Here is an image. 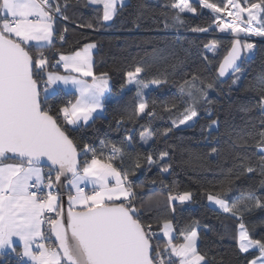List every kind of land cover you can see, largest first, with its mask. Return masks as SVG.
I'll return each mask as SVG.
<instances>
[{
  "label": "trees",
  "instance_id": "1",
  "mask_svg": "<svg viewBox=\"0 0 264 264\" xmlns=\"http://www.w3.org/2000/svg\"><path fill=\"white\" fill-rule=\"evenodd\" d=\"M175 2L127 0L117 6L111 20L103 21L102 5L87 0H55L61 12L53 21L52 45L38 48L29 44V51L33 55L44 52L48 71L59 70L52 65L60 54H71L87 43H95L93 73L97 76L107 73L110 96L104 100L103 114L95 115L85 124L67 126L77 149L83 150L87 144L97 158L105 161L112 155L111 145L121 150L123 168L128 171L136 192L137 207L144 206L142 220L146 225L159 231L164 221L170 220L175 242H180L182 233L195 228L198 250L208 264H248L258 251L245 253L238 249L237 229L244 223L252 239L264 240V207H252L241 219L210 205L208 196L225 199L231 205L242 195L252 193L256 198L252 205L257 201L264 205V175L257 167L259 147L264 146L257 135L264 131V110L260 107L259 92L252 87L254 78L264 75V41H253L250 54L243 47L250 42L239 40L243 53L239 70L243 72L234 85L239 70L221 77L218 68L236 40L194 31L208 28L215 19L211 9L203 8L200 2L203 7L191 2L196 11L180 13L183 23L177 21L178 10L171 7ZM208 2L223 7L227 0ZM239 2L247 6L244 0ZM257 20L255 26H249L264 31V13ZM89 24L92 26L88 27ZM62 33L64 40H60ZM210 42L216 47L207 53ZM138 66L146 70L141 73L144 83L154 79L166 82L147 88L146 92L141 88V95L135 85L122 90L127 72ZM42 72L37 76L41 99L44 88L41 84L45 81ZM193 75L198 77L196 87H204L207 99L201 97L196 106L198 117L179 126L184 108L192 103L187 95H181L180 85L191 81ZM208 84L213 87L207 88ZM74 98L75 93L58 89L48 96L46 106H51L55 114V110ZM141 100L148 104L143 114L137 112ZM213 120L217 123L210 127ZM58 122L64 126L62 115ZM146 128L152 135L145 143L141 132ZM166 129L170 131L165 133ZM162 153H167L163 161ZM92 155L93 152L82 155L81 168ZM149 155L154 161L152 165L146 161ZM113 162L119 165V159ZM137 163L139 168L135 167ZM249 166L256 169L254 173H247ZM165 167L168 171L162 172ZM185 191L192 193L189 201L165 202L169 192L176 195ZM157 198L161 200L160 206H149ZM158 236L156 242L163 247L166 241L160 231ZM0 264L18 263L15 254L8 253L0 258Z\"/></svg>",
  "mask_w": 264,
  "mask_h": 264
},
{
  "label": "snow or ice",
  "instance_id": "2",
  "mask_svg": "<svg viewBox=\"0 0 264 264\" xmlns=\"http://www.w3.org/2000/svg\"><path fill=\"white\" fill-rule=\"evenodd\" d=\"M91 2L103 6V21L113 18L116 0ZM199 2L217 14L231 8L233 10L227 11V15L245 25L241 27L239 23H225L220 27L221 32L231 29L234 33L264 36V31L250 30L248 27L257 20L259 13H264V0H259V3L244 0L247 6H243L239 0H227L223 8L208 0ZM171 7L178 10L175 19L181 23L180 13L196 11L189 0H177ZM60 12V6L56 4L53 7L52 0H0V255L7 250L16 252L18 240L23 251L17 255L28 257L32 264H208L205 255L198 250V232L195 228L182 233L180 242H174L172 222L165 220L163 237L166 242L162 249L159 244H153V239L159 240L160 237L151 231V225H146L142 220L144 206L137 207L136 192L129 181L128 171L123 168V154L115 145H111L112 155L105 161L97 158L94 149L85 144L83 155L86 156L88 152H93V155L91 160L83 162L81 168L77 145L66 128L79 126L81 120L86 123L93 113L103 109L109 81L107 73H100L99 76L93 73L91 49L96 45L86 44L83 49L69 55L60 54L57 64L63 63L69 74L47 73L41 99L37 76L48 65V59L42 51L33 55L29 51V42L35 41L38 48L51 46L54 15ZM244 13H247L246 19ZM60 40H64V36H60ZM239 43V40L233 42L220 63L221 77L229 69L233 72L239 70ZM243 47L251 50L254 45L246 43ZM145 71V68L138 66L126 74L127 83L136 86L138 95L142 94L141 88L149 87L141 79V73ZM85 77H91V82ZM197 79L193 75L191 81L186 80L180 85L181 95H187L192 101L184 108L180 124L198 117L196 106L201 97L207 99L204 87H196ZM165 82L154 79L151 84L159 87ZM58 83L71 86L77 96L74 103L69 101L53 114L54 110L46 106V102L52 94L49 87ZM206 87L212 88L213 85ZM252 87L259 92V103L264 105V75L254 78ZM147 107V102L141 100L137 112L144 113ZM147 114L152 115L151 112ZM61 115L64 126L58 122ZM216 123L213 120L210 127ZM168 131L166 129L165 133ZM151 135L147 128L141 132L145 143ZM257 135L264 145V131ZM212 151L216 152V149ZM258 155L257 167L264 175V146L259 147ZM166 157L167 153H162L160 160ZM117 159L119 165L113 162ZM8 160L18 162L6 163ZM43 160L49 162L47 174L40 167ZM146 161L149 165L154 163L151 155L146 157ZM135 167L139 168V163ZM255 170L250 166L246 169L247 173H254ZM161 171L167 172L168 168ZM69 176L71 178L65 187L75 189V195H68V208L65 211L60 189L56 185L61 177ZM152 183L155 185V181ZM82 184L92 185L90 195L85 193ZM191 197L192 193L188 191L176 195L169 192L165 202L184 203ZM208 199L241 219L243 213L251 211L252 207H264L259 201L252 205L251 202L256 199L252 193L242 195L231 205L225 199L211 195ZM160 204L161 200L157 198L149 206L158 208ZM51 214H54V218ZM238 242L241 252L257 249L260 253L248 264H264V240L252 239L244 223L239 224Z\"/></svg>",
  "mask_w": 264,
  "mask_h": 264
},
{
  "label": "crops",
  "instance_id": "3",
  "mask_svg": "<svg viewBox=\"0 0 264 264\" xmlns=\"http://www.w3.org/2000/svg\"><path fill=\"white\" fill-rule=\"evenodd\" d=\"M54 33V32H53ZM29 44H32V45H34L35 46V44H36V42L35 41H30L29 42ZM87 44H95V43H93V42H90V43H87ZM86 45V44H85ZM84 47V46H83ZM83 47L81 48V49H83ZM96 48V47H95ZM95 48H93V49H91V60H92V65H93V54H94V52L96 51V49ZM81 49H79V50H81ZM66 55H69V54H66ZM60 57V56H59ZM58 61H59V59H58ZM92 70H93V68H92ZM49 72H54V73H58V74H60V75H67V74H69L65 69H64V67H63V63H59V70H50V71H48L47 73H49ZM73 75H77L76 73H72ZM47 79V74L45 75V80ZM84 79H87L89 82H91V77H85ZM108 79V78H107ZM109 81V80H108ZM58 89H61V90H64V91H71V92H73V93H75V98H74V100L72 101L73 103L75 102V99H76V96H77V93L75 92V90L74 89H72L71 88V86H64V85H62V84H55V85H51L50 87H49V91L51 92V93H53L54 91H56V90H58ZM109 89H110V81H109V88H108V90L105 92V95H104V98H103V105L105 106V103H104V100L105 99H107L109 96H110V92H109ZM104 106H103V109H99V110H97V112H95V113H93L92 114V117H90L89 118V120L88 121H90L95 115H101V114H103V111H104ZM87 121V122H88ZM86 122V123H87ZM81 124H85V122L84 121H80L79 122V125H81ZM73 127H76V126H73ZM6 163H16V162H18V161H14V160H8V161H5ZM40 167L43 169V171H44V168L40 165ZM83 167V166H82ZM81 186H86V187H89V188H91L92 189V185L91 184H82ZM69 194H72V195H75V189H69V192H68ZM85 193H87V194H91V192H85ZM68 194V195H69ZM179 202V201H178ZM208 202H209V204L210 205H212V206H214V207H218L219 209H221V210H223L222 208H220V206L219 205H217V204H215L214 203V200H212V201H209V199H208ZM224 211V210H223ZM163 225H164V223H163ZM171 227H172V224H171ZM173 229V228H172ZM163 226L161 227V229L159 230L160 231V235L163 237ZM238 233H239V226H238V229H237V233H236V238H237V245H238V249H239V242H238ZM173 235H174V230H173ZM164 238V240L166 241V238L165 237H163ZM175 242V241H174ZM197 243H198V240H197ZM15 247H16V252H12L11 250H7L4 254H2V255H0V258H2L4 255H6V254H8V253H13V254H15V255H17V253H22V251H23V246H22V244L17 240V243H16V245H15ZM251 250H257V249H250L249 251H251ZM258 251V250H257ZM260 255V253H259V251H258V253H257V255L256 256H254V257H252L251 258V260L252 259H254L255 257H257V256H259ZM20 256H22V255H20ZM23 258H25L27 261H28V264H32V261H30L29 260V258L28 257H24V256H22ZM250 260V261H251Z\"/></svg>",
  "mask_w": 264,
  "mask_h": 264
},
{
  "label": "built area",
  "instance_id": "4",
  "mask_svg": "<svg viewBox=\"0 0 264 264\" xmlns=\"http://www.w3.org/2000/svg\"><path fill=\"white\" fill-rule=\"evenodd\" d=\"M52 2H53V7H55L56 6V3H55V0H52ZM223 7H225V6H223ZM222 7V8H223ZM209 10V9H208ZM230 10H233V9H231V8H229V10H225V11H230ZM209 11H211L212 12V10H209ZM224 11V12H225ZM215 14V13H214ZM247 13H244V16L246 15ZM217 15V14H216ZM58 17V15L57 14H55L54 15V18H57ZM218 17V16H217ZM229 17V16H228ZM225 18V19H220V17H219V19H217V21H216V18L213 20V23L208 27V28H206V29H208V31H199L198 33H200V34H207L208 36L209 35H214V36H224L223 35V33L224 34H227V35H225V36H228L229 38H235V39H237V40H242V39H246V38H244V37H240V36H238V37H235V36H230V34H231V29H226L225 31H223V32H221L220 31V27L223 25V24H225V23H229V22H231V23H237L236 21H234V18L233 17H229V18ZM244 33H246V32H244ZM60 36H64V34L62 33ZM253 49V48H252ZM252 49L250 50V54H253L252 53ZM46 56V55H45ZM53 65H56L55 67H59V64H57V61L56 62H54L53 63ZM52 65V66H53ZM47 71H48V69H47V66L43 69V72H42V75H44V77H45V75L47 74ZM43 87H44V83H42L41 84ZM83 151H85V149H83V150H80L79 152L82 154V152ZM48 171H49V168H44V173L45 174H47L48 173ZM129 181H130V179H129ZM131 182V181H130ZM45 183H47V176L45 177ZM67 183V182H66ZM66 183H65V185H66ZM131 185H132V182H131ZM81 187H83L84 188V191L85 192H87V190L89 189V188H87V187H85V186H81ZM65 189L67 190V192H69V188H67V187H65ZM89 190H92V189H89ZM45 191H47V189H45ZM51 215H53V218H54V214H51ZM45 228H47V225H45L44 226ZM151 231L153 232V233H156L157 235H159V231H157L156 229H154L153 227H151ZM153 244L155 245V244H158L157 242H156V239H153ZM161 247V246H160ZM163 247H161V249H162ZM15 259H16V261H17V263L18 264H28V261L25 259V258H23L22 256H20V255H15Z\"/></svg>",
  "mask_w": 264,
  "mask_h": 264
},
{
  "label": "rangeland",
  "instance_id": "5",
  "mask_svg": "<svg viewBox=\"0 0 264 264\" xmlns=\"http://www.w3.org/2000/svg\"><path fill=\"white\" fill-rule=\"evenodd\" d=\"M89 3H92L91 2V0H87ZM194 1H197V0H189V3L191 4V2H194ZM125 2H127V0H116V8H117V6L118 5H121V4H123V3H125ZM93 4V3H92ZM200 5V4H199ZM225 5H226V3H225ZM224 5V6H225ZM202 7V6H201ZM208 9V8H207ZM227 10H229V8H227ZM185 12H188L187 10L185 11ZM212 13L214 14L215 12H213L212 11ZM217 13H215L214 14V17L216 18V21H217V16L218 17H220V19H225V18H227L228 17V15H227V11H225V12H221V13H219V14H217ZM260 14V13H259ZM259 14H258V16H259ZM114 16V15H113ZM245 17V19L247 18V14L244 16ZM229 18V17H228ZM55 19V18H54ZM237 23H239V26H241V27H245V25L243 24V23H240V22H237ZM258 23V20H256V21H254L253 22V25L255 26L256 24ZM249 27V29L250 30H252L251 29V27L250 26H248ZM255 30V29H254ZM256 31H259V30H256ZM53 32H54V30H53ZM213 35V34H212ZM223 35L225 36V35H227V34H224L223 33ZM235 36V37H238V36H240V37H244V38H246V39H242V40H245V41H247V42H250V43H252L253 41H255V40H262V39H264V36H256V35H249L248 33H244V32H240V33H234L233 31H231V34H230V36ZM214 36V35H213ZM226 37H228V36H226ZM232 38V37H231ZM234 40H237V39H235V38H233ZM241 40V41H242ZM215 44H213L212 42H210L209 43V45H207L206 46V52L207 53H210V52H213V50H215ZM48 72V71H47ZM242 72H243V70H239L238 71V73L236 74V78H235V81H236V83L234 84V85H237L238 84V79H239V77L241 76L240 74H242ZM125 80H126V83L124 84V86L122 87V90H125V89H127V88H129V87H131V86H133L134 84H128L127 83V75H126V77H125ZM149 84V87L148 88H150V87H155L154 85H152L151 84V82H149L148 83ZM146 89L147 88H143L142 90L143 91H145L146 92ZM141 102V101H140ZM260 107L264 110V105H261L260 104ZM140 114H143V113H140ZM189 123H191V121H188V122H186L185 124H179V126H181V125H186V124H189ZM82 155H83V152H82ZM88 160H91V158L90 159H88ZM86 187V186H85ZM88 188V187H87ZM87 192H92V190H87ZM214 197V196H213ZM217 197V196H216ZM210 201V200H209ZM212 201V200H211ZM214 203H215V201H214ZM216 204V203H215ZM164 226V225H163ZM163 231V230H162Z\"/></svg>",
  "mask_w": 264,
  "mask_h": 264
},
{
  "label": "water",
  "instance_id": "6",
  "mask_svg": "<svg viewBox=\"0 0 264 264\" xmlns=\"http://www.w3.org/2000/svg\"><path fill=\"white\" fill-rule=\"evenodd\" d=\"M193 1V0H192ZM195 3H198V4H200L198 1H194ZM200 6H202L201 4H200ZM203 7V6H202ZM203 8H205V7H203ZM261 41H264V40H261ZM238 47L240 48V46L238 45ZM232 48V47H231ZM230 48V49H231ZM229 49V50H230ZM229 50H228V52H229ZM240 50H241V48H240ZM228 52L226 53V55L228 54ZM224 58V57H223ZM223 58H222V60H221V62L223 61ZM242 60H243V53H242V51H240V59L237 61V64H238V66H239V68H240V66H241V62H242ZM220 62V63H221ZM220 63H219V66H220ZM218 73H219V68H218ZM231 74H233V71L231 70V69H229L228 70V72H226L225 73V75L223 76V77H229ZM77 152H78V160L79 161H81V159H82V154L79 152V150L77 149ZM48 165H49V162H47L46 160H43L42 162H41V166L42 167H47V168H49L48 167ZM71 177L69 176V177H67V178H65V177H61V181L59 182V184L58 185H56L59 189H60V193H61V204H62V206H63V208L65 209V211L67 210V208H68V201H67V197H68V194H67V190L65 189V183H66V181L68 180V179H70ZM55 180V179H54ZM53 242H54V240H53Z\"/></svg>",
  "mask_w": 264,
  "mask_h": 264
},
{
  "label": "bare ground",
  "instance_id": "7",
  "mask_svg": "<svg viewBox=\"0 0 264 264\" xmlns=\"http://www.w3.org/2000/svg\"><path fill=\"white\" fill-rule=\"evenodd\" d=\"M47 168V167H46ZM67 182V181H66ZM68 193V192H67Z\"/></svg>",
  "mask_w": 264,
  "mask_h": 264
}]
</instances>
